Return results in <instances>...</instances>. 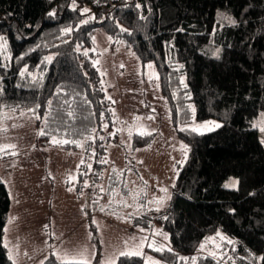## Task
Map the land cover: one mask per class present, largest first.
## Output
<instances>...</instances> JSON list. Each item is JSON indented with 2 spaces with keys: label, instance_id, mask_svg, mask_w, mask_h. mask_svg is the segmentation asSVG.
Here are the masks:
<instances>
[{
  "label": "trees",
  "instance_id": "trees-1",
  "mask_svg": "<svg viewBox=\"0 0 264 264\" xmlns=\"http://www.w3.org/2000/svg\"><path fill=\"white\" fill-rule=\"evenodd\" d=\"M98 31L153 63L175 135L187 147L168 210L153 218L170 247L151 253L185 264L179 255L193 254L219 230L235 241L232 260L202 254L193 264H264V144L254 126L264 112V0H0V36L9 51L5 63L0 57V120L4 109L28 110L40 144L76 150L86 139L93 181L107 144L118 141L87 51ZM193 119H217L220 126L204 133L184 128ZM151 139L134 134L131 146ZM232 177L238 186L225 187ZM7 187L0 181V264H14L4 242ZM144 218L136 221L147 226ZM144 261L120 255L116 264ZM42 262L63 264L52 252Z\"/></svg>",
  "mask_w": 264,
  "mask_h": 264
},
{
  "label": "rangeland",
  "instance_id": "rangeland-1",
  "mask_svg": "<svg viewBox=\"0 0 264 264\" xmlns=\"http://www.w3.org/2000/svg\"><path fill=\"white\" fill-rule=\"evenodd\" d=\"M94 42L87 51L94 57L113 111L110 134H117L118 139L107 144L100 179L92 180L93 154L86 150V139L76 150L45 146L38 140L36 119L28 110L2 112L0 181L8 186L11 197L4 241L14 264H41L50 252L59 261L116 264L124 252L143 257L144 264H166L150 251L170 247L167 233L153 218L168 210L187 147L175 135L153 63L140 62L104 31L96 32ZM0 57L4 63L9 60L2 36ZM50 58L51 54L45 57ZM217 125V119H193L184 128L204 133ZM254 126L260 129L264 144V112ZM134 134L151 135V143L133 149ZM224 184L227 188L238 186L234 177ZM142 217L149 221L147 226L136 221ZM90 222L100 248L92 239ZM234 242L218 230L203 240L196 252L179 258H184L185 264H193L202 254L232 260L228 247Z\"/></svg>",
  "mask_w": 264,
  "mask_h": 264
},
{
  "label": "snow or ice",
  "instance_id": "snow-or-ice-1",
  "mask_svg": "<svg viewBox=\"0 0 264 264\" xmlns=\"http://www.w3.org/2000/svg\"><path fill=\"white\" fill-rule=\"evenodd\" d=\"M85 11H87V9H85ZM149 67H151V66H149ZM261 130L264 131V126L261 127ZM40 134L43 135L44 133L42 132ZM8 147H14V146H8ZM129 254H132V253H124V252H122L120 255H129ZM136 254H139V253H136ZM181 259H184V258H181ZM262 259H264V258H262ZM42 264H43V262H42ZM63 264H87V260L86 259L74 260V261L65 260V261H63ZM107 264H114V261H108ZM153 264H156V262H153Z\"/></svg>",
  "mask_w": 264,
  "mask_h": 264
},
{
  "label": "crops",
  "instance_id": "crops-1",
  "mask_svg": "<svg viewBox=\"0 0 264 264\" xmlns=\"http://www.w3.org/2000/svg\"><path fill=\"white\" fill-rule=\"evenodd\" d=\"M5 242V241H4ZM6 243V242H5ZM6 245V244H5ZM7 247V246H6ZM7 249H8V247H7ZM11 257V256H10ZM12 258V257H11ZM13 260V259H12ZM14 262V261H13ZM29 262V261H28Z\"/></svg>",
  "mask_w": 264,
  "mask_h": 264
}]
</instances>
